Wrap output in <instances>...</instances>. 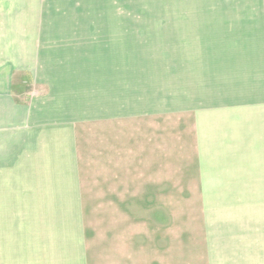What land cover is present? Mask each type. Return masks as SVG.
<instances>
[{"label":"crops","instance_id":"0c3cea01","mask_svg":"<svg viewBox=\"0 0 264 264\" xmlns=\"http://www.w3.org/2000/svg\"><path fill=\"white\" fill-rule=\"evenodd\" d=\"M19 37L0 38V264H264V62L175 76L181 48L166 76L111 44ZM173 191L195 207L175 238Z\"/></svg>","mask_w":264,"mask_h":264},{"label":"rangeland","instance_id":"374dc122","mask_svg":"<svg viewBox=\"0 0 264 264\" xmlns=\"http://www.w3.org/2000/svg\"><path fill=\"white\" fill-rule=\"evenodd\" d=\"M98 1L105 0H0V38L14 42L22 35L41 36L39 45L46 47L55 42L60 49L66 43L76 48L111 44L114 55H150L158 61L165 60L160 57L169 53L175 59L184 49L190 62L170 63L175 76L188 64L191 69H200L203 64L220 67L231 60L233 66L240 67L245 62L243 54L249 60L252 56L256 64L264 62V0H131L104 4ZM81 2L88 3L80 5ZM93 14L105 19L82 24L58 23L61 19ZM196 52L205 54L199 55L200 62L191 60L196 59ZM165 64L163 61L159 67ZM161 68L159 71L167 76L166 68ZM161 85L166 86V79ZM169 194L168 216L175 238L178 229L174 226L179 217L195 213V207L178 205L179 194ZM121 216L128 217L127 212ZM137 216L150 218L153 214L144 217L138 211Z\"/></svg>","mask_w":264,"mask_h":264}]
</instances>
